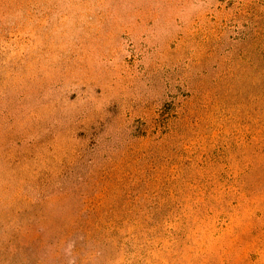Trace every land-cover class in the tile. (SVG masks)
<instances>
[{
  "label": "rangeland",
  "instance_id": "374dc122",
  "mask_svg": "<svg viewBox=\"0 0 264 264\" xmlns=\"http://www.w3.org/2000/svg\"><path fill=\"white\" fill-rule=\"evenodd\" d=\"M0 264H264V0H0Z\"/></svg>",
  "mask_w": 264,
  "mask_h": 264
}]
</instances>
